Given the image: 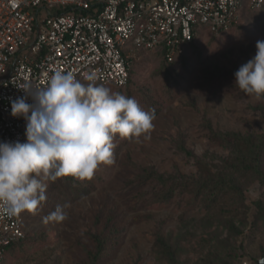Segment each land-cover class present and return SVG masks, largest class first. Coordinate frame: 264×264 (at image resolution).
<instances>
[{
	"label": "rangeland",
	"instance_id": "obj_1",
	"mask_svg": "<svg viewBox=\"0 0 264 264\" xmlns=\"http://www.w3.org/2000/svg\"><path fill=\"white\" fill-rule=\"evenodd\" d=\"M238 14L237 24L219 34L200 27L185 56L171 64L156 51H130L128 85L104 86L134 97L146 111L153 104L156 118L148 138L117 135L114 164H101L91 179L68 175L49 181L47 199L35 211L21 212L27 238L7 247L2 264H85L89 252L95 251L92 234L105 239V251L96 264H167L154 245L162 232L182 248L178 257L184 264L209 255L216 260L231 256L233 264L264 262V217L256 206L264 204V183L244 184L242 205L229 217L242 232L235 235L217 222L204 226V210L187 197L150 204L152 187H144L148 192L141 197L143 189L135 184L146 168L197 175L198 160L220 161L227 149L211 140L209 126L264 134V96L245 94L234 85V77L204 82L215 66L235 70L252 59L256 42L264 40V7H242ZM57 205L68 218L47 220ZM181 214L188 225L181 222Z\"/></svg>",
	"mask_w": 264,
	"mask_h": 264
},
{
	"label": "built area",
	"instance_id": "obj_2",
	"mask_svg": "<svg viewBox=\"0 0 264 264\" xmlns=\"http://www.w3.org/2000/svg\"><path fill=\"white\" fill-rule=\"evenodd\" d=\"M264 0H0V141L26 142V121L11 115V100L26 81L46 86L55 70L125 87L131 50L156 51L167 62L186 54L200 27L229 30L242 7ZM59 6L53 10L52 8ZM31 103V98H28ZM3 205L0 204V209ZM21 213L0 211V264L23 238Z\"/></svg>",
	"mask_w": 264,
	"mask_h": 264
},
{
	"label": "clouds",
	"instance_id": "obj_3",
	"mask_svg": "<svg viewBox=\"0 0 264 264\" xmlns=\"http://www.w3.org/2000/svg\"><path fill=\"white\" fill-rule=\"evenodd\" d=\"M256 54L234 73V85L247 95L264 96V40ZM88 72L82 82L55 70L46 86L26 81L25 96L11 100V115L26 121V142L0 141V211L15 216L44 202L49 181L71 175L91 179L101 164L115 163L114 140L140 138L154 128L155 110L97 83ZM31 98V103L28 102ZM60 205L47 220L62 222Z\"/></svg>",
	"mask_w": 264,
	"mask_h": 264
},
{
	"label": "trees",
	"instance_id": "obj_4",
	"mask_svg": "<svg viewBox=\"0 0 264 264\" xmlns=\"http://www.w3.org/2000/svg\"><path fill=\"white\" fill-rule=\"evenodd\" d=\"M263 7L264 4L259 9ZM164 61L167 62L165 59ZM238 69L239 67H235L234 70L215 66L206 72L204 82L211 84L219 78H235L234 73ZM130 74L129 70L128 83L130 82ZM150 109H154L152 103H150ZM208 128L210 129L211 140L227 149L225 157L214 162L198 160L199 173L197 175H186L180 171L163 173L152 167L143 169L142 173L136 177V188L141 190L147 185L152 187L153 192L147 202L150 204L156 202L169 204L174 197H187L192 205L198 204L204 210L200 217L204 226L217 222L227 228L230 234H239L242 232L229 217L234 215L242 205L244 184L247 181L258 180L264 183V134L244 135L234 131L214 130L211 126ZM183 150L189 153L185 148ZM146 192L148 191L141 190L139 196L144 197ZM256 206L257 214L264 217V204L257 202ZM191 208L194 207L191 206ZM183 216L184 214L180 216L182 223L186 221ZM184 225H188V222L186 221ZM91 236L96 242L95 251L89 252L90 258L85 264H96L100 254L105 251V239L94 234ZM26 238L27 235L25 234L23 238L14 241L12 244L15 242L22 244ZM202 239L207 242L210 238ZM154 245L167 264H184L178 257L182 248L172 240L171 234L164 235L163 232L157 234ZM209 256L200 259L195 264H233L231 256L218 257L217 260L213 259L212 255Z\"/></svg>",
	"mask_w": 264,
	"mask_h": 264
}]
</instances>
